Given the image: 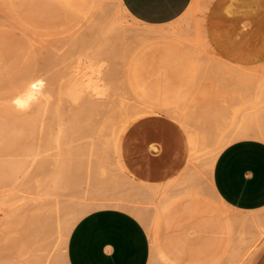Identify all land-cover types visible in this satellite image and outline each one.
<instances>
[{
	"label": "rangeland",
	"instance_id": "1",
	"mask_svg": "<svg viewBox=\"0 0 264 264\" xmlns=\"http://www.w3.org/2000/svg\"><path fill=\"white\" fill-rule=\"evenodd\" d=\"M24 1L0 0V106L30 97L26 113L42 109L44 130L39 126L33 140L48 163L38 178L46 192L62 171L64 188L52 196L50 223L35 225L39 234L30 223L0 219V264L52 263L65 227L86 206L145 215L153 245L161 224L182 216L224 221L213 214L225 205L212 186L214 162L235 139L264 138L262 0H193L177 20L156 27L124 14L117 0ZM145 29L169 37L148 42L137 35ZM87 55L100 64L107 93L67 100L66 82ZM220 139L227 144L218 150ZM162 194L171 201L160 213Z\"/></svg>",
	"mask_w": 264,
	"mask_h": 264
},
{
	"label": "crops",
	"instance_id": "2",
	"mask_svg": "<svg viewBox=\"0 0 264 264\" xmlns=\"http://www.w3.org/2000/svg\"><path fill=\"white\" fill-rule=\"evenodd\" d=\"M119 1L135 21L156 27L177 20L193 0ZM20 104L0 106V146L8 149L0 152V187L39 177L48 163L43 145L33 140L39 120ZM13 113L18 115L11 118ZM63 178L61 171L57 181L64 185ZM211 180L225 203L213 214L224 221L182 216L173 224H161L153 245L146 225L132 212L90 210L71 229L68 264H264V138L251 134L230 142L218 154Z\"/></svg>",
	"mask_w": 264,
	"mask_h": 264
},
{
	"label": "bare ground",
	"instance_id": "3",
	"mask_svg": "<svg viewBox=\"0 0 264 264\" xmlns=\"http://www.w3.org/2000/svg\"><path fill=\"white\" fill-rule=\"evenodd\" d=\"M24 1V0H23ZM29 1V0H27ZM55 1V0H54ZM81 1V0H80ZM35 2V0H34ZM33 1L31 3H34ZM118 2V5H119V8L120 10H122L124 12V14H127L126 10L124 9V7L122 6V4L120 3L119 0H117ZM227 2H229L231 5H239L242 3L241 0H227ZM23 3V2H22ZM24 3H26L24 1ZM23 3V4H24ZM28 3V2H27ZM44 4V2H42ZM48 4V3H47ZM59 4V3H58ZM57 4V5H58ZM261 4L264 5V0L261 1ZM26 5V4H25ZM45 5V4H44ZM18 6H20L18 4ZM33 6H35V4H33ZM21 7V6H20ZM20 7H17V9H19ZM47 7V6H46ZM51 7V5H50ZM96 7V6H95ZM23 8V6H22ZM33 8V7H32ZM48 8V7H47ZM11 9V8H10ZM21 9V8H20ZM53 11L54 8H52ZM51 9V10H52ZM24 10V8H23ZM47 10V9H46ZM65 10V9H64ZM19 11V10H18ZM35 11V10H34ZM20 12V11H19ZM25 12V11H24ZM51 13V12H50ZM83 13V12H82ZM34 14V13H33ZM45 14V13H44ZM58 14V13H57ZM74 14V13H73ZM15 15V14H14ZM29 15V14H28ZM128 15V14H127ZM25 16V15H23ZM58 16V15H57ZM34 17V16H33ZM31 18V17H30ZM36 18V17H35ZM70 18V17H69ZM29 20V19H28ZM31 20V19H30ZM34 20V19H33ZM48 20V19H47ZM57 20H60V19H57ZM66 20V19H65ZM88 20V19H87ZM72 21V19H71ZM76 21V20H75ZM58 22V21H57ZM62 22V21H60ZM78 23V22H77ZM55 24H57L55 22ZM65 25V24H64ZM42 27V26H41ZM57 27V26H56ZM51 28V27H50ZM142 28V27H141ZM140 28V29H141ZM53 29V28H52ZM58 29V27H57ZM65 29V28H64ZM67 29V28H66ZM85 29V28H84ZM39 30V29H38ZM59 30V29H58ZM63 31V30H62ZM66 31V30H65ZM98 31V30H97ZM51 32V31H50ZM37 33V32H36ZM61 33V32H60ZM40 35V34H39ZM138 37L142 40H145V41H148L150 39H153V38H156V37H169V33L165 30H159V29H145V30H142L140 31L138 34ZM47 36V35H46ZM63 36V35H62ZM86 36V35H85ZM187 36V35H186ZM47 38V37H46ZM106 38V37H105ZM63 39V38H62ZM45 40V39H43ZM57 41V40H55ZM86 41V40H85ZM90 41V40H89ZM117 41V40H116ZM46 42V41H45ZM188 43V42H187ZM47 47V46H46ZM59 47V46H58ZM57 47V48H58ZM87 47V46H86ZM48 48V47H47ZM50 48V47H49ZM125 48V47H124ZM84 49V48H83ZM82 49V50H83ZM51 50V49H50ZM57 50V49H56ZM85 50V49H84ZM48 51V50H47ZM86 51V50H85ZM89 51H92L91 49ZM116 51V50H115ZM51 52V51H50ZM83 52V51H82ZM47 53V52H46ZM42 55V54H41ZM82 57H83V54L81 53ZM78 56V55H77ZM80 56V55H79ZM115 56V55H114ZM86 57V58H85ZM84 57V62L86 61V59L88 60L87 63L85 62L84 64V67L80 64V65H77L72 74L70 75V77L68 78L67 82H66V85L63 89V95L65 99L67 100H71V101H78V100H81L82 101V98L86 97V96H89V97H99L101 98V96L103 97V95H105L107 93V87L106 85L103 84L102 82V78L100 76V73L101 72V66L100 64L98 63H95L96 59H94L92 56H85ZM107 57V56H106ZM50 58V57H49ZM46 59V58H45ZM74 59V58H73ZM78 59V58H77ZM83 59V58H82ZM104 59V58H103ZM61 61V60H60ZM68 61V60H66ZM72 61V59H71ZM53 62V61H51ZM50 62V63H51ZM56 62V61H55ZM54 62V63H55ZM74 62H75V59H74ZM83 62V63H84ZM66 63V62H65ZM105 63V62H103ZM102 63V64H103ZM45 64V63H44ZM63 64V63H62ZM59 66V65H58ZM104 66V65H103ZM102 66V67H103ZM107 66V65H106ZM52 67V66H51ZM50 68V67H48ZM105 68V67H104ZM107 68V67H106ZM52 69V68H51ZM57 69V68H56ZM47 70V68H46ZM48 72V71H47ZM51 72V71H50ZM54 73V72H53ZM263 73V71H262ZM46 74V73H45ZM114 77V76H113ZM112 77V79H113ZM44 78V77H43ZM57 79V78H56ZM47 83V81H46ZM45 84V83H44ZM43 85V83H42ZM41 85V86H42ZM46 85V84H45ZM262 86V85H261ZM39 88V87H38ZM41 88V87H40ZM43 88V87H42ZM264 88H262L263 90ZM33 90V89H32ZM261 90V89H260ZM54 91V90H53ZM53 91L52 90H47L45 92L46 96L49 97V96H52L51 98H53ZM262 92V91H261ZM34 95V93H32ZM44 94V95H45ZM43 95V97H44ZM97 97V99H98ZM264 96H262V99ZM45 98V97H44ZM30 99V97H28V99H22V104L23 105H26L27 106V102H29L28 100ZM35 100V99H34ZM90 100V99H89ZM258 101L261 100V98L257 99ZM53 101V100H52ZM51 101V102H52ZM86 101V100H85ZM93 101V100H92ZM90 100V102H92ZM257 101V102H258ZM50 102V103H51ZM47 103H49V101H47ZM46 103V104H47ZM55 103V102H53ZM80 104V103H79ZM30 105V104H29ZM33 105V104H32ZM42 105V104H41ZM44 105V104H43ZM49 105V104H48ZM45 106V105H44ZM43 106V107H44ZM30 107V106H29ZM32 107V106H31ZM252 107V106H251ZM255 108H257L256 105H254ZM33 108V107H32ZM32 108H30V110H32ZM42 108V106H41ZM250 108V107H249ZM40 109V107L38 108ZM38 109H33L32 112L34 113V115L36 116V118L39 120V123L41 125V128L43 129L44 128V122L43 120H41L42 118H40V114L41 113H44L42 112V109L41 111L38 110ZM43 109H46L47 108H43ZM49 110V108H48ZM47 110V111H48ZM51 110V109H50ZM75 111V110H74ZM254 111V110H253ZM258 111V110H257ZM47 113V112H46ZM259 113H260V110H259ZM258 113V115H260ZM250 115V114H249ZM151 116V115H150ZM154 117H156L155 115H153ZM42 117V116H41ZM262 118V116H260ZM254 118V117H253ZM249 119V118H248ZM259 117H257V120L259 122ZM264 120V117L263 119ZM260 120V122L262 121ZM256 121H252V122H255ZM257 124V123H256ZM261 124V123H260ZM256 126V125H255ZM263 125L260 126V128L262 127ZM256 129V128H255ZM44 130V129H43ZM262 132L264 131L263 128L262 129H259V131ZM229 141V140H228ZM225 144H227V139H220L219 142H218V146H217V149H221ZM222 150V149H221ZM221 152V151H220ZM219 153V152H218ZM61 173V171H60ZM60 178V174L58 175ZM64 188V185L61 184L60 182L56 181L54 183V185L51 187V189L49 191H46L44 192V189H45V182H43L40 178L36 177V178H33L32 176H28L26 177L25 179L21 180L20 182H15L13 184H10V185H7V186H1L0 187V219H3L4 221H8V222H13V221H17V222H27V223H30L32 224L33 226H38L40 223L41 225L44 223V220H45V224H49L50 223V220L51 217H52V214L54 213L53 211L54 208L53 206V201H52V196L54 195H57L59 194L60 190ZM97 188V187H96ZM94 188V189H96ZM164 189V188H163ZM102 195V194H101ZM99 195V196H101ZM109 195V194H108ZM59 196V195H58ZM65 196V195H64ZM95 196V195H93ZM69 197V196H68ZM98 197V195L96 196ZM113 197V196H112ZM99 199V198H98ZM117 198H115L116 200ZM123 198H121L122 200ZM128 199V198H127ZM126 199V200H127ZM108 200V199H107ZM118 200H119V197H118ZM171 201V198L170 196H166L164 194H162L159 199L156 201L157 203V211L158 212H163L166 207L168 206V204L170 203ZM62 202V201H61ZM126 203V202H125ZM59 204V203H58ZM98 204V202H97ZM87 205V204H86ZM100 205V204H99ZM114 205V204H113ZM126 205V204H124ZM131 205V204H130ZM83 206V205H82ZM112 206V205H111ZM128 206V205H127ZM115 207V205H114ZM120 206H118L117 208H119ZM134 207V205H133ZM63 208V207H62ZM128 208V211H129V207ZM135 208V207H134ZM139 208V207H138ZM91 208L86 206V207H82L80 212L74 217V219L71 221L70 224H68L66 227H65V232H63V237L61 238V240H59V245L58 246V249H56V246H55V252L53 251V262L50 263V264H68V260H67V256H66V247H67V241H68V237H69V234L71 232V229L73 227V225L75 224V222L81 217L83 216L86 212L90 211ZM136 210V208H135ZM138 210V209H137ZM141 210V209H139ZM144 210V209H143ZM145 211V210H144ZM135 212V211H134ZM253 212V211H252ZM63 213V212H61ZM137 213V212H135ZM144 213V212H143ZM147 213V212H146ZM64 215V214H63ZM62 216V214H61ZM137 216L146 226L149 230H152V227H153V223L151 221H148L147 220V217L145 215H141V214H137L135 215ZM234 217V215H233ZM232 217V218H233ZM50 219V220H49ZM56 219V217H55ZM54 219V221L56 222V220ZM234 219V218H233ZM240 219V218H239ZM252 220V219H251ZM43 222V223H42ZM68 222V221H67ZM4 223V222H3ZM52 223V222H51ZM233 223V222H232ZM63 224V223H62ZM240 224V223H239ZM30 226V225H29ZM35 226V228H37ZM54 226V225H52ZM51 226V227H52ZM56 226V225H55ZM64 227V226H63ZM50 228V227H49ZM53 228V227H52ZM61 228V227H60ZM39 231H37L36 229V232H39L41 233L39 227L37 228ZM49 230V229H48ZM47 230V231H48ZM43 231V230H42ZM53 231V230H52ZM35 232V233H36ZM50 232V231H49ZM47 232V233H49ZM263 235H264V229H263ZM44 233V232H43ZM37 234V235H38ZM3 235V234H2ZM46 235V234H45ZM34 236V235H33ZM40 236V235H39ZM38 236V238H39ZM44 236V235H43ZM52 236V235H51ZM36 237V236H35ZM50 237V236H49ZM38 238L36 237V239L38 240ZM16 239V238H15ZM46 239L47 241V244H50L48 242V240L50 238H47V236L44 238ZM52 239V238H51ZM60 239V238H59ZM40 240V239H39ZM17 242V240H16ZM18 242H19V239H18ZM53 244L55 241H53ZM260 242V241H259ZM1 243V242H0ZM34 243V242H33ZM56 244V243H55ZM9 245V244H8ZM20 245V244H19ZM35 245V244H34ZM46 245V244H45ZM48 246L47 247H50L51 246ZM259 245V243H258ZM3 246V245H2ZM17 246H18V243H17ZM54 246V245H53ZM52 246V247H53ZM15 248V247H14ZM26 249V248H25ZM39 249V248H38ZM234 249V248H233ZM1 250V249H0ZM48 251V250H47ZM236 251V250H235ZM253 251V250H252ZM43 252V251H42ZM238 252V251H236ZM241 252V251H240ZM3 253H6V252H3ZM13 253V252H12ZM52 254V253H51ZM242 254V253H241ZM31 255V254H30ZM33 255V254H32ZM157 255V254H155ZM51 256V255H50ZM36 257V256H35ZM40 257V256H39ZM47 257V255H46ZM156 258V257H155ZM160 258V257H159ZM51 259V258H50ZM1 260V259H0ZM157 260V259H155ZM163 262V261H161ZM24 264H40V261L38 260V258L34 259V260H31V261H24ZM153 264V263H152ZM162 264V263H161ZM164 264V263H163ZM235 264H241V263H235Z\"/></svg>",
	"mask_w": 264,
	"mask_h": 264
},
{
	"label": "clouds",
	"instance_id": "4",
	"mask_svg": "<svg viewBox=\"0 0 264 264\" xmlns=\"http://www.w3.org/2000/svg\"><path fill=\"white\" fill-rule=\"evenodd\" d=\"M248 177H250V174H246Z\"/></svg>",
	"mask_w": 264,
	"mask_h": 264
}]
</instances>
